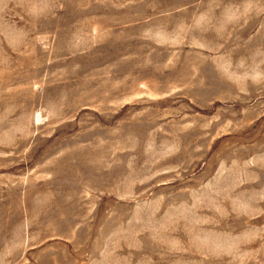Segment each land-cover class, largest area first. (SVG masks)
Listing matches in <instances>:
<instances>
[{
	"label": "rangeland",
	"instance_id": "obj_1",
	"mask_svg": "<svg viewBox=\"0 0 264 264\" xmlns=\"http://www.w3.org/2000/svg\"><path fill=\"white\" fill-rule=\"evenodd\" d=\"M0 264H264V0H0Z\"/></svg>",
	"mask_w": 264,
	"mask_h": 264
}]
</instances>
